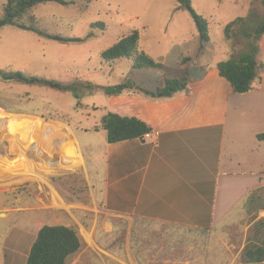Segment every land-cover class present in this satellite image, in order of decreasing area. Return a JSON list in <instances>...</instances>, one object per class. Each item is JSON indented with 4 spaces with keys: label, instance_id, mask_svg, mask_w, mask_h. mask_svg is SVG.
I'll return each instance as SVG.
<instances>
[{
    "label": "crops",
    "instance_id": "1",
    "mask_svg": "<svg viewBox=\"0 0 264 264\" xmlns=\"http://www.w3.org/2000/svg\"><path fill=\"white\" fill-rule=\"evenodd\" d=\"M138 32L139 47L153 55L140 43L150 35ZM162 33L161 38L176 36ZM199 44L198 35L194 62L187 48L185 52L176 48L174 57L180 55L179 64L184 65L179 71L168 69L166 58L158 60L161 67L157 68L133 67L125 58L129 70L116 82L93 75L90 69L96 74L98 64L87 67L86 73L53 78L70 85L68 89L48 86L58 95L71 94L69 110L1 108L9 130L12 123L18 124L19 163L0 177V195L18 193L17 212L11 209L5 217L17 213L21 223L0 239V264H25L42 225H64L76 231L80 247L65 264H127L123 247L112 252L107 241L118 224L132 229L140 220L213 229L232 218L230 213L246 209V242L260 239L251 227L264 217V141L256 137L264 132V70L250 90L237 93L217 69L228 47L216 52L213 60L199 57L206 49V44L202 49ZM81 57L89 54L82 51ZM122 59H102L98 71L112 72ZM183 76L188 91L167 98L102 90L124 78L155 90L165 77ZM106 111L141 119L151 128L152 140L108 142L104 130L94 129ZM253 214L255 218L248 221ZM129 249L126 253L133 264Z\"/></svg>",
    "mask_w": 264,
    "mask_h": 264
},
{
    "label": "rangeland",
    "instance_id": "2",
    "mask_svg": "<svg viewBox=\"0 0 264 264\" xmlns=\"http://www.w3.org/2000/svg\"><path fill=\"white\" fill-rule=\"evenodd\" d=\"M190 1L192 8L209 22V42L199 57L213 60L218 55L216 52L227 47L230 52L232 47L224 39V25L237 16L245 15L250 8L257 12L262 11L260 0ZM4 2L5 0H0V10ZM81 3L83 1L76 0L75 4L63 5L47 1L34 8L39 28L51 33L78 37L81 38L80 41L65 44L47 40L32 31L15 26H3L0 29V68L8 71L20 70L50 79H63L79 72L86 73L87 67L98 64L96 74L90 69L93 75L103 81L116 82L129 70L127 60H120L119 66L112 72H99L98 61L102 60L100 52L134 28L150 35L148 38H141V45L150 50L155 60L166 58L168 69L179 71L180 66H184L179 64L180 55L175 54L174 57L177 47L184 52L187 48L186 52H189L192 62L198 59L194 54L198 41L194 21L188 10L175 9L176 0H93L85 11L79 9ZM163 31L176 36L161 38ZM263 38L264 36L259 45ZM239 47L240 45H235V49ZM82 51L87 52L89 57L79 58ZM257 60L262 63L264 70V51L261 46ZM148 69L159 72L153 68ZM72 100L71 94L58 95L48 86L0 80V114L3 115L6 113L1 108L42 112H52L53 107L69 110L73 107ZM5 124L6 118L0 116V177L6 176L9 169L17 167L19 163L18 124L14 123L13 126L12 123L10 129L13 127V130H9ZM5 146L11 148L8 150ZM5 156L16 159L10 162ZM17 206V192L0 195V209H3L0 239L9 234L13 227L20 226L21 218L17 213L14 217H5V213L11 209L17 212ZM230 214L232 218L220 221V226L213 229L176 227L148 220H140L132 229H128L120 223L116 234L107 241L111 246L108 249L114 252L122 246L123 260L127 264L131 262L126 247H130L127 251L130 252L133 264H137L136 261L138 264H246L240 258L246 244V209L241 213Z\"/></svg>",
    "mask_w": 264,
    "mask_h": 264
},
{
    "label": "trees",
    "instance_id": "3",
    "mask_svg": "<svg viewBox=\"0 0 264 264\" xmlns=\"http://www.w3.org/2000/svg\"><path fill=\"white\" fill-rule=\"evenodd\" d=\"M54 1L63 5L75 4L76 0H5L0 10V29L5 25L32 31L38 36L56 40L62 43L80 41L81 38L64 36L61 33L44 31L37 25V17L34 8L37 4ZM79 6L85 11L93 0H81ZM262 11L254 8L242 16H237L228 21L223 27L225 41L232 44L227 51L226 58L217 63L220 76L224 77L237 93H243L252 88L253 80L258 77L263 69L258 62L259 41L264 36V0H260ZM175 9H185L191 14L196 30L200 38L199 49L209 41L208 20L198 14L191 6L190 0H176ZM97 25L103 26L100 23ZM235 45H240L235 49ZM230 47V46H229ZM103 60L113 62L120 58H127L133 67H161V63L139 47V32L132 29L121 36L116 42L100 52ZM0 80L4 82H22L68 89L69 84L45 78L42 76L27 74L20 70L8 71L0 68ZM106 94H119L124 91L142 93L151 98H167L177 91H188L187 77H165L163 85L155 90H149L138 85L133 79L124 78L119 83L103 86ZM95 130H104L108 142H118L126 139L142 137L151 128L141 119L135 116H122L106 111L94 126ZM256 137L264 141V132ZM251 201V197H249ZM256 214L250 216V220ZM255 235H260L259 240H248L241 251V262L255 264L264 260V217L256 219L251 227ZM80 247V240L76 231L64 225H42L33 241L25 264H65L67 258Z\"/></svg>",
    "mask_w": 264,
    "mask_h": 264
},
{
    "label": "built area",
    "instance_id": "4",
    "mask_svg": "<svg viewBox=\"0 0 264 264\" xmlns=\"http://www.w3.org/2000/svg\"><path fill=\"white\" fill-rule=\"evenodd\" d=\"M142 137H144L145 139H148V140H152V134L151 132H146Z\"/></svg>",
    "mask_w": 264,
    "mask_h": 264
}]
</instances>
